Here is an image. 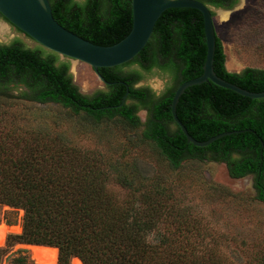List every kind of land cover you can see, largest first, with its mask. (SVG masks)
<instances>
[{"label":"trees","instance_id":"1","mask_svg":"<svg viewBox=\"0 0 264 264\" xmlns=\"http://www.w3.org/2000/svg\"><path fill=\"white\" fill-rule=\"evenodd\" d=\"M49 1L62 26L93 43H116L131 29L130 0ZM200 1L229 10L239 0ZM211 13L214 16L212 9ZM205 55L202 14L195 8L173 7L162 12L133 59L98 68L110 83L104 82L105 88L91 95L81 93L73 82L67 58L30 48L19 38L0 42V86L14 84L21 88L22 98L58 103L74 113L82 110L94 121L118 116L132 127L139 126L137 111L146 109L142 138L155 145L168 166L179 168L191 158L223 161L231 177L252 176L264 205V97L249 98L209 80L187 87L176 114L194 138L206 140L223 131L245 129L203 147L188 142L172 117L169 104L175 89L202 73ZM225 60L216 33L215 73L247 90H264V69L229 71ZM153 74L166 82L159 94L147 85L135 86ZM43 135H36L31 144L14 145L20 150L0 142V204L23 210L21 232L8 235V245L55 247L62 264L72 257L83 264H228L214 248L198 250L173 234L176 225L185 228L170 219L183 208L171 202L174 191L163 176L149 179L138 190L135 185L141 180L121 172L113 175L109 160L68 143L43 142ZM13 261L28 264L25 255Z\"/></svg>","mask_w":264,"mask_h":264},{"label":"rangeland","instance_id":"2","mask_svg":"<svg viewBox=\"0 0 264 264\" xmlns=\"http://www.w3.org/2000/svg\"><path fill=\"white\" fill-rule=\"evenodd\" d=\"M211 9L227 70L264 69V0H239L228 11ZM222 11H226L225 15ZM0 25L1 42L19 38L30 48L49 50L5 20L0 19ZM59 58L67 57L59 55ZM67 59L73 82L81 93L91 95L105 88L89 64ZM139 84L149 86L156 94L163 89V79L156 74ZM20 90L14 84L0 86V142L20 150L14 145L31 144L36 135L44 133L43 142L68 143L96 158L109 160L113 164L110 168L113 175L121 172L134 176L138 182L141 180L135 185L138 190H142L149 179L163 176L174 191L171 202L183 208L170 218L175 225L177 222L185 225L182 229L176 225L174 235L188 240L201 251L214 248L225 256L228 264H260L264 256V205L256 196L251 175L233 178L223 161L209 159L191 158L182 161L179 168H171L155 145L142 138L147 119L143 108L137 111L139 126L132 127L118 116L94 121L82 110L74 113L58 103L28 100L20 97ZM112 186L117 188L115 184ZM22 216V209L0 204V225L8 227L0 243V264H14L13 259L20 255H25L28 264L29 261L50 264L34 259L31 246L34 244L8 245V235L21 232ZM71 262L72 258L68 264ZM55 264H62L58 251Z\"/></svg>","mask_w":264,"mask_h":264},{"label":"water","instance_id":"3","mask_svg":"<svg viewBox=\"0 0 264 264\" xmlns=\"http://www.w3.org/2000/svg\"><path fill=\"white\" fill-rule=\"evenodd\" d=\"M130 3L132 12L131 29L122 39L110 45L93 43L62 26L54 18L49 0H0V14L7 22L45 48L61 56L89 64L103 82L110 83L100 75L98 72L99 67L116 66L133 59L150 39L155 23L165 9L173 7L195 8L203 17L206 42L205 60L200 75L183 81L175 89L169 104L172 117L180 127L186 140L199 147L207 146L223 136L244 131L245 129L228 130L212 135L206 140H197L187 131L176 114L177 102L185 89L208 80L249 98L264 97V90L258 92L247 90L215 73L213 56L216 29L211 8L200 0H130ZM124 84L127 87V84ZM127 94L128 89L122 98V102ZM246 130L255 133L250 128Z\"/></svg>","mask_w":264,"mask_h":264},{"label":"bare ground","instance_id":"4","mask_svg":"<svg viewBox=\"0 0 264 264\" xmlns=\"http://www.w3.org/2000/svg\"><path fill=\"white\" fill-rule=\"evenodd\" d=\"M222 15H225L226 11L221 12ZM2 25H0V28ZM10 229V228H9ZM8 230V227H4L3 225H0V243L2 242V234L5 233L4 231ZM33 250V257L38 262H45L50 264L56 263V255H57V248L55 247H48V246H38V245H31ZM71 264H82L79 258L72 257Z\"/></svg>","mask_w":264,"mask_h":264},{"label":"flooded vegetation","instance_id":"5","mask_svg":"<svg viewBox=\"0 0 264 264\" xmlns=\"http://www.w3.org/2000/svg\"><path fill=\"white\" fill-rule=\"evenodd\" d=\"M0 19H3V20H5L2 16H0ZM6 21V20H5ZM7 22V21H6ZM8 24H10L9 22H7ZM11 25V24H10ZM1 42V41H0ZM3 43V42H2ZM141 81H139V82H137L136 84H135V86H141V84H139ZM105 84V83H104ZM166 86V82H165V80L163 79V89H164V87ZM162 89V90H163ZM145 110V112L146 113H148V111L146 110V109H144ZM177 124V123H176Z\"/></svg>","mask_w":264,"mask_h":264}]
</instances>
